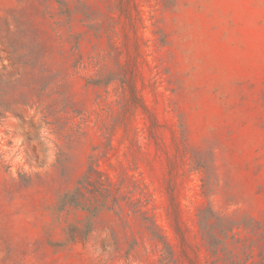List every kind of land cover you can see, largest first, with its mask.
<instances>
[{
  "label": "rangeland",
  "instance_id": "rangeland-1",
  "mask_svg": "<svg viewBox=\"0 0 264 264\" xmlns=\"http://www.w3.org/2000/svg\"><path fill=\"white\" fill-rule=\"evenodd\" d=\"M0 264H264V0H0Z\"/></svg>",
  "mask_w": 264,
  "mask_h": 264
}]
</instances>
